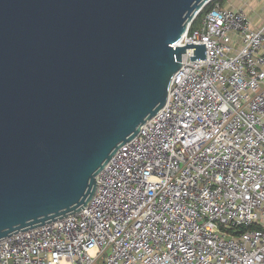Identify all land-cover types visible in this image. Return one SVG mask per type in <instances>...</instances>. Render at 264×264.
<instances>
[{
  "label": "built area",
  "instance_id": "2783aa9c",
  "mask_svg": "<svg viewBox=\"0 0 264 264\" xmlns=\"http://www.w3.org/2000/svg\"><path fill=\"white\" fill-rule=\"evenodd\" d=\"M195 17L174 46L206 59L187 49L88 204L0 240V264H264V27L218 2Z\"/></svg>",
  "mask_w": 264,
  "mask_h": 264
},
{
  "label": "water",
  "instance_id": "95a60500",
  "mask_svg": "<svg viewBox=\"0 0 264 264\" xmlns=\"http://www.w3.org/2000/svg\"><path fill=\"white\" fill-rule=\"evenodd\" d=\"M211 0H0V240L70 216L166 103Z\"/></svg>",
  "mask_w": 264,
  "mask_h": 264
},
{
  "label": "crops",
  "instance_id": "0c3cea01",
  "mask_svg": "<svg viewBox=\"0 0 264 264\" xmlns=\"http://www.w3.org/2000/svg\"><path fill=\"white\" fill-rule=\"evenodd\" d=\"M223 7L244 11L248 18L250 28L259 29L264 27V0H223ZM230 44L233 48L240 46L239 39L232 34ZM261 51L264 52V44Z\"/></svg>",
  "mask_w": 264,
  "mask_h": 264
},
{
  "label": "trees",
  "instance_id": "16d2710c",
  "mask_svg": "<svg viewBox=\"0 0 264 264\" xmlns=\"http://www.w3.org/2000/svg\"><path fill=\"white\" fill-rule=\"evenodd\" d=\"M218 2L222 5L223 0H211L209 3H207L196 15L194 21L192 22V27H195L198 25V23L201 21V18L205 15V13L213 7L214 3Z\"/></svg>",
  "mask_w": 264,
  "mask_h": 264
}]
</instances>
